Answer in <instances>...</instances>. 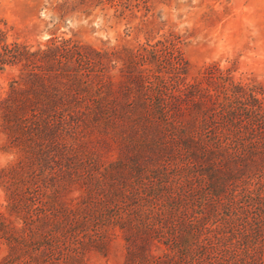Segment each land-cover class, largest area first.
Masks as SVG:
<instances>
[{
  "label": "rangeland",
  "instance_id": "1",
  "mask_svg": "<svg viewBox=\"0 0 264 264\" xmlns=\"http://www.w3.org/2000/svg\"><path fill=\"white\" fill-rule=\"evenodd\" d=\"M0 29L18 45L0 67V94L32 101L21 125L0 131V155L16 157L0 166V264H126V221L113 228L100 218H136L153 208L149 186L175 184L160 157L136 158L129 134L84 122L93 99L152 95L153 76L129 79L137 71L128 49L173 34L188 79L216 62L264 88V0H0ZM63 39L88 59L67 69L50 47ZM87 213L88 227L73 228Z\"/></svg>",
  "mask_w": 264,
  "mask_h": 264
},
{
  "label": "trees",
  "instance_id": "2",
  "mask_svg": "<svg viewBox=\"0 0 264 264\" xmlns=\"http://www.w3.org/2000/svg\"><path fill=\"white\" fill-rule=\"evenodd\" d=\"M6 34L0 29V67L11 61L18 46L6 42ZM50 47L62 50L67 69L72 58L82 62L89 57L85 47L71 39ZM128 51L137 71L129 79L142 83L153 76L152 95L93 99L83 113L84 122L104 133L117 128L129 134L136 158L160 157L175 184L149 186L153 208L138 212L136 218L121 216L116 222L100 218L113 228L117 224L124 228L126 221V264H264V88L235 79L231 67L216 62L188 79L173 34L141 44L138 54L134 48ZM106 54L117 55L108 59L113 68L122 62L118 65L122 71L118 51ZM137 64L142 68L133 66ZM5 92L0 94V131L8 133L21 125L32 101L15 100ZM148 199L140 197L143 205ZM192 212L198 215L191 216ZM94 216L99 220L98 214ZM89 223L87 213L84 221L72 226ZM66 259L63 264L82 261Z\"/></svg>",
  "mask_w": 264,
  "mask_h": 264
},
{
  "label": "clouds",
  "instance_id": "3",
  "mask_svg": "<svg viewBox=\"0 0 264 264\" xmlns=\"http://www.w3.org/2000/svg\"><path fill=\"white\" fill-rule=\"evenodd\" d=\"M15 155L9 154L7 161L4 159L3 155H0V166H4L7 162H11L15 160Z\"/></svg>",
  "mask_w": 264,
  "mask_h": 264
}]
</instances>
